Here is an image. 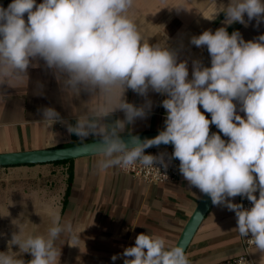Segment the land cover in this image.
Here are the masks:
<instances>
[{
  "label": "clouds",
  "instance_id": "1",
  "mask_svg": "<svg viewBox=\"0 0 264 264\" xmlns=\"http://www.w3.org/2000/svg\"><path fill=\"white\" fill-rule=\"evenodd\" d=\"M134 3L12 0L7 8L0 6V88L23 82L30 68L42 66L55 77L63 96L72 100L84 94L88 100L75 123L53 107L42 109L41 121L64 124L81 141L93 138L98 170L136 164L160 170L179 160V172L190 188L234 212L235 230L264 253V34L245 41L239 31L229 34L220 27L192 36V45L207 48L211 66L193 60L189 79L188 61L180 60L176 49L145 40L129 15ZM221 12L226 26L239 22L247 27L253 20L258 26L264 22V0H229L215 15ZM129 89L145 97V104L127 102ZM150 91L166 97L164 128L151 139L131 134L122 139L151 109ZM116 111L125 118L110 121ZM210 125L228 139L210 135ZM169 144L171 154H146L151 147ZM237 196L252 206L234 203ZM15 225L19 231L9 245L18 246L19 252H0V264H59L56 241L61 235L79 239L73 224L62 223L59 214L52 215L46 236H25ZM23 253L32 259L26 262L20 258ZM121 255L124 264H191L183 246L168 248L164 237L148 233L138 234L134 246L113 255L112 261Z\"/></svg>",
  "mask_w": 264,
  "mask_h": 264
},
{
  "label": "crops",
  "instance_id": "2",
  "mask_svg": "<svg viewBox=\"0 0 264 264\" xmlns=\"http://www.w3.org/2000/svg\"><path fill=\"white\" fill-rule=\"evenodd\" d=\"M12 0H0L7 8ZM42 0H37V4ZM229 0H135L129 15L137 22L145 40L150 44L166 42L188 61L191 79L192 61L200 60L211 66L207 48L190 43L192 36L205 30L213 32L227 27L231 34L239 31L245 41L264 34V22L255 20L245 27L239 22L224 24L225 16L217 15L218 6ZM182 5L184 9L174 7ZM27 18L25 14V19ZM247 20V16H245ZM127 102L144 105L146 98L132 90L125 93ZM166 97L149 92L152 107L145 118H138L124 134L156 131L164 128L166 118L162 101ZM88 97L63 96L51 72L42 66L29 69V76L20 83L10 82L0 88V152L29 150L69 145L81 141L69 134L64 124L51 125L42 120V109L55 108L69 123H75L87 105ZM235 103V101H234ZM208 119L211 114L199 106ZM239 107V106H238ZM240 115L244 113L239 112ZM125 118L122 111L114 112L110 121ZM219 133L210 125L211 133ZM223 139L227 140L222 133ZM93 140L89 137L86 141ZM94 155L71 159L66 163L24 164L0 167V252H19L9 242L14 232L24 235H47L51 217L59 214L62 223L73 224L79 239L61 235L56 241L61 249L59 264H124L122 255H113L134 246L138 234L162 236L166 247L175 243L202 193L190 188L180 174L170 182L146 183L118 168L98 170ZM52 166H58L56 168ZM238 203V196L233 198ZM14 221V223H13ZM234 212L213 204L197 227L185 252L191 264H211L242 253ZM253 264H264V253L251 248ZM26 262L32 259L23 253Z\"/></svg>",
  "mask_w": 264,
  "mask_h": 264
},
{
  "label": "water",
  "instance_id": "3",
  "mask_svg": "<svg viewBox=\"0 0 264 264\" xmlns=\"http://www.w3.org/2000/svg\"><path fill=\"white\" fill-rule=\"evenodd\" d=\"M159 131L160 130L145 131L139 133H132L131 135L139 136L141 140L146 138L151 139L158 135ZM128 138L129 134H122V139L127 140ZM93 144L94 139L63 146L0 152V167L24 164H40L60 160L74 159L82 156H89L93 155ZM160 146L172 145L169 144ZM211 205L212 202L210 197L202 194L194 210L186 221L175 243V246H183L184 249H186L193 234L195 233L197 227L199 226L200 222L204 218Z\"/></svg>",
  "mask_w": 264,
  "mask_h": 264
},
{
  "label": "built area",
  "instance_id": "4",
  "mask_svg": "<svg viewBox=\"0 0 264 264\" xmlns=\"http://www.w3.org/2000/svg\"><path fill=\"white\" fill-rule=\"evenodd\" d=\"M173 151L172 146H159L151 147L146 150V154L156 155L161 152L171 154ZM159 167V166H157ZM121 172L128 173L133 177L139 178L146 183H165L175 180L179 175V160H172L167 169L164 168H152L145 167L140 164L130 166L128 168H118ZM258 195V193H257ZM238 204H242L245 208H250L252 205L246 198L238 196ZM239 234V233H238ZM250 238V237H249ZM249 238H245L239 235L242 253L236 257L223 259L211 264H253L252 257L250 255L251 248L255 247L251 243Z\"/></svg>",
  "mask_w": 264,
  "mask_h": 264
},
{
  "label": "trees",
  "instance_id": "5",
  "mask_svg": "<svg viewBox=\"0 0 264 264\" xmlns=\"http://www.w3.org/2000/svg\"><path fill=\"white\" fill-rule=\"evenodd\" d=\"M71 159H67V160H60V161H54L52 162L53 164H61V163H66L68 161H70Z\"/></svg>",
  "mask_w": 264,
  "mask_h": 264
},
{
  "label": "rangeland",
  "instance_id": "6",
  "mask_svg": "<svg viewBox=\"0 0 264 264\" xmlns=\"http://www.w3.org/2000/svg\"><path fill=\"white\" fill-rule=\"evenodd\" d=\"M52 167L56 168V167H58V166H52Z\"/></svg>",
  "mask_w": 264,
  "mask_h": 264
}]
</instances>
